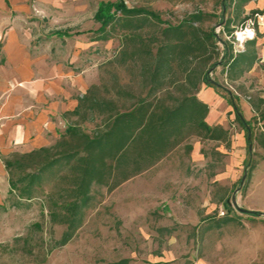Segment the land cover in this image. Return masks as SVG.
<instances>
[{
  "label": "rangeland",
  "instance_id": "obj_1",
  "mask_svg": "<svg viewBox=\"0 0 264 264\" xmlns=\"http://www.w3.org/2000/svg\"><path fill=\"white\" fill-rule=\"evenodd\" d=\"M100 3H123L155 14L159 21L116 12L100 30L94 19ZM251 10L261 13L253 22L256 62L249 71L221 65L219 55L212 70V63L203 66L194 60V81L184 88L175 66L165 78L153 79L156 50L167 25L199 14L203 30L217 31L224 15L221 25L234 33L248 27L245 18ZM224 33L219 36L231 40ZM239 49L249 48L243 44ZM232 52L237 54L234 48ZM6 56L18 61L28 79L19 87L44 80L77 106L59 119L51 117L60 122L61 132L47 136L48 152L34 154L39 148L19 146L0 156L3 165L10 163L6 188L0 189V264H264V0H0V64ZM207 71L220 86L215 92L222 99L226 138L191 137L111 192L92 186L71 239L60 245L67 231L61 218L73 201L74 185L70 167L60 160L79 146L65 130L75 127L92 137L105 129L109 110L129 111L140 100L161 99L173 107L193 82L199 91ZM227 92L249 122V155ZM245 159L253 166L248 180ZM47 162L53 165L43 170L29 199L19 196L22 184L10 190V178L15 182Z\"/></svg>",
  "mask_w": 264,
  "mask_h": 264
},
{
  "label": "trees",
  "instance_id": "obj_2",
  "mask_svg": "<svg viewBox=\"0 0 264 264\" xmlns=\"http://www.w3.org/2000/svg\"><path fill=\"white\" fill-rule=\"evenodd\" d=\"M237 1L248 3L252 0ZM222 8L225 13L226 4H223ZM116 12L125 15L145 14L159 21L157 15L140 9H128L123 3H100L94 14L95 21L100 24V30H103L114 19ZM260 13V11H250L249 16L245 18L249 22L248 27L254 30L253 22L255 24ZM223 19L224 15H221L219 17L221 29L219 33H216L214 29L203 30L199 26L202 20L199 14H192L175 26L167 25L162 31V43L156 50L153 79L158 81L159 78L160 80L165 78L167 71L175 66L183 77L181 87L184 88L186 84L194 81V70L191 68L194 60H200L203 66L212 63L210 65L212 70L217 65V62H213V60L219 55L222 59L221 65H228L231 69L241 67L239 73L249 71L256 62L255 41L254 39L246 41L244 45L249 49L233 56L235 32L233 33L226 26L229 21L224 23L226 30L223 28L221 25ZM225 31L226 39L231 40L225 41L219 36L225 34ZM56 35L65 36L60 33H56ZM208 73V71L205 72L199 82L215 91L220 86L209 78ZM197 93V84L193 82L192 90L184 89L182 96L176 100L173 107L165 106L161 99H154L153 101L140 100L129 111L120 112L111 109L105 129L97 131L92 137L75 127H68L65 130V134L71 140L78 141L79 146L64 153L60 160L70 167L74 176V185L70 196L73 201L67 206L65 216L61 218V221L67 224V231L63 234L60 245H65L71 239L77 225L75 223L79 210L90 200L92 186H101L111 192L124 182L153 167L191 137L210 141H223L226 138L225 130L221 127H211L206 123L209 109L196 97ZM234 99L228 93V105L232 107L237 122L245 131L249 155L251 144L249 122L244 120ZM48 151L47 148H40L34 154ZM50 165H53L52 162H47L42 169L21 176L15 182L10 178V190H15L17 184H22L19 196L29 199L32 189L40 184L43 170ZM4 166L9 171L10 163L4 162ZM244 167V179L248 180L253 166H250L249 161L245 159ZM8 174L10 175V172ZM245 213L258 215L254 212ZM114 264H127V261L122 260Z\"/></svg>",
  "mask_w": 264,
  "mask_h": 264
},
{
  "label": "crops",
  "instance_id": "obj_3",
  "mask_svg": "<svg viewBox=\"0 0 264 264\" xmlns=\"http://www.w3.org/2000/svg\"><path fill=\"white\" fill-rule=\"evenodd\" d=\"M13 61L6 56L4 64H0V156L8 155L19 146L44 148L48 143L47 136H57L61 132L60 122H54L51 117L59 119V115L77 106L73 99L64 101L45 85L44 80H40V84L31 81L25 87H19L26 75L20 71L18 61ZM197 97L208 106L206 123L226 131V126L220 120L222 99L214 89L202 85ZM6 176L5 167L0 161V189L6 188ZM195 264L207 263L201 260Z\"/></svg>",
  "mask_w": 264,
  "mask_h": 264
},
{
  "label": "built area",
  "instance_id": "obj_4",
  "mask_svg": "<svg viewBox=\"0 0 264 264\" xmlns=\"http://www.w3.org/2000/svg\"><path fill=\"white\" fill-rule=\"evenodd\" d=\"M219 31L220 29L217 30L216 33H218ZM254 37H255V32L250 27L236 31L234 33V42H233L234 52L235 53L243 52V50H240L239 48H241L246 41L254 39ZM224 213L225 212L223 210H220L219 215L223 216Z\"/></svg>",
  "mask_w": 264,
  "mask_h": 264
},
{
  "label": "water",
  "instance_id": "obj_5",
  "mask_svg": "<svg viewBox=\"0 0 264 264\" xmlns=\"http://www.w3.org/2000/svg\"><path fill=\"white\" fill-rule=\"evenodd\" d=\"M249 150H250V146H249Z\"/></svg>",
  "mask_w": 264,
  "mask_h": 264
}]
</instances>
